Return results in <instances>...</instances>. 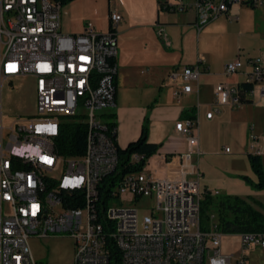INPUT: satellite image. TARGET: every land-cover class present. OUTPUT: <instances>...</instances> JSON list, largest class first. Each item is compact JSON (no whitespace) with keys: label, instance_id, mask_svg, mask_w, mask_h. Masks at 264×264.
<instances>
[{"label":"built area","instance_id":"obj_1","mask_svg":"<svg viewBox=\"0 0 264 264\" xmlns=\"http://www.w3.org/2000/svg\"><path fill=\"white\" fill-rule=\"evenodd\" d=\"M234 1L264 7V0L165 4L171 11L194 9L200 32L220 17L238 20ZM62 8L55 0H0V264H37L30 240L53 234L74 240L72 264H109L114 247L121 264H205L206 259L208 264H230L233 256L222 250L218 223L212 221L208 231L200 228L203 175L195 159L202 154L197 118L176 122L188 143L185 153L168 161L154 156L150 168L151 156L142 170L118 179L119 146L98 112L116 105L117 29L122 15L110 14L106 32L88 22L83 32L69 34L62 30ZM156 27L157 36L169 44L165 24ZM240 56L226 64L227 74L244 67ZM247 63L251 65L247 83L253 84L248 96L255 95L264 79V57H251ZM202 64L200 59L169 75L176 99L193 91L191 81H198L205 71ZM26 77L35 82L38 114L7 128L2 88L5 83L15 88V80ZM215 103L242 104L240 85L218 84ZM213 114L211 110L207 117ZM68 117L88 126L86 149L78 157L54 150ZM250 147L255 154L260 152L254 134ZM143 158L133 154L131 163ZM175 162L167 175H153L152 169L161 171ZM73 192L79 195H70ZM240 235L243 253L237 262L250 264L246 251L254 245L264 251V233Z\"/></svg>","mask_w":264,"mask_h":264},{"label":"crops","instance_id":"obj_2","mask_svg":"<svg viewBox=\"0 0 264 264\" xmlns=\"http://www.w3.org/2000/svg\"><path fill=\"white\" fill-rule=\"evenodd\" d=\"M166 1L174 3L177 0ZM112 12L122 15L117 29L116 105L110 111L115 113L118 146L125 148L137 140L144 123H147L148 140L160 144L155 157L168 161L188 150L186 138L176 130V122L196 117L199 148L203 154H212V160H215L227 141L235 145L234 150L226 145L230 148L227 158L232 167L228 174L216 178L218 185L226 193L255 200L254 206L264 213V190L245 188V182L239 179L240 175H247L257 180L248 158L249 153H255L250 147L252 134L258 138V154L262 155L264 165V79L255 95H248V101L238 106L215 103L218 84L239 86L247 82V73L251 70L247 60L252 56L239 51L235 55L215 57L213 52L217 50L214 49L222 42L221 37L213 32L217 27L215 22L199 32L194 9L186 12L160 9L159 0H74L62 8V30L79 34L88 22H92L96 31L106 32ZM158 23L165 24L169 44L157 36ZM239 53L245 62L244 67L238 73L227 74L226 64L236 59ZM258 56L264 57V51L259 50L255 57ZM200 59L205 71L198 81H191V93L176 99L175 85L168 84L169 75L174 71L182 72L185 66L195 65ZM211 110L214 114L208 118L207 113ZM201 127L204 136H201ZM195 159L198 162L197 156ZM176 162L162 169L163 175H167ZM198 164L201 171L200 162ZM201 173L204 176L203 171ZM222 250L233 256L230 264H238L237 259L243 253L241 235L223 234ZM246 254L250 264H264L261 247L251 246Z\"/></svg>","mask_w":264,"mask_h":264},{"label":"rangeland","instance_id":"obj_3","mask_svg":"<svg viewBox=\"0 0 264 264\" xmlns=\"http://www.w3.org/2000/svg\"><path fill=\"white\" fill-rule=\"evenodd\" d=\"M233 13L239 16L238 20H230L224 16L214 21L217 27L213 32L221 37L222 42L218 48L215 47L214 50L217 51L213 52V55L215 57L229 56L241 51L246 56L255 57L259 50L264 51V7L241 6L239 8L238 5H235ZM15 84V88H12L8 83H5L2 88L3 122L7 128L15 125L20 118L28 119L38 114L34 79L31 77L19 78L15 80ZM110 111L111 109L102 110L98 112V115H101L103 121H107ZM200 132L201 136H204L202 127ZM226 145L233 150L235 149L233 142L227 141L222 147L221 155L215 160H212V154L208 153L203 154L202 152L201 155L197 156V161L200 162L201 171L204 174L201 181L202 199L206 191L211 193L213 199L235 195L222 190L223 188L218 185L219 180H217L219 176L228 174L232 167L230 159L227 158ZM154 156L151 157L150 168L153 167ZM152 173L156 177L163 174L156 169H152ZM241 176L239 179L245 182L244 184L247 186L245 188L255 189ZM60 209L58 208V210ZM144 212V210L141 211V213ZM213 220L216 221L217 216H213ZM30 245L37 264H72L75 258V243L68 235L53 234L47 238H32ZM235 245L237 246V243ZM205 264H208L207 259Z\"/></svg>","mask_w":264,"mask_h":264},{"label":"trees","instance_id":"obj_4","mask_svg":"<svg viewBox=\"0 0 264 264\" xmlns=\"http://www.w3.org/2000/svg\"><path fill=\"white\" fill-rule=\"evenodd\" d=\"M63 6L74 0H55ZM166 0L160 3V9H167ZM115 61V59H114ZM241 100L248 101L247 93L253 90V84L242 83ZM109 119L106 121L109 133L116 139L115 113H108ZM148 125L144 123L140 137L129 143L125 148L119 147V172L118 179L129 172L139 171L143 169L147 158L156 154L160 148V144L152 143L148 140ZM88 126L84 122H80L72 117H68L61 125L60 134L54 143V150L57 154L64 157H78L84 154L86 149ZM133 154L143 155L141 162L131 163ZM248 158L251 167L257 176L254 181L249 176L241 177L251 184L257 190H264V165L262 155L249 153ZM115 180L117 178L115 177ZM108 179H105L107 182ZM70 195H79V192H73ZM257 203L251 198H243L238 195H227L221 199H213L210 192H205L204 198L201 200L200 228L208 231L211 227L213 216H217L219 230L223 234H243V233H264V213L254 206ZM74 205H79L75 203ZM109 264H121V254L114 247Z\"/></svg>","mask_w":264,"mask_h":264},{"label":"bare ground","instance_id":"obj_5","mask_svg":"<svg viewBox=\"0 0 264 264\" xmlns=\"http://www.w3.org/2000/svg\"><path fill=\"white\" fill-rule=\"evenodd\" d=\"M235 5L244 6V2L243 1H234V7H235Z\"/></svg>","mask_w":264,"mask_h":264}]
</instances>
